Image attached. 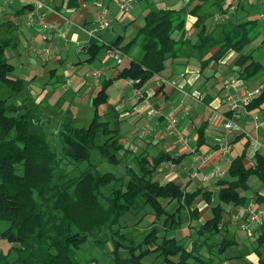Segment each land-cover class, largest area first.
<instances>
[{
    "label": "trees",
    "instance_id": "16d2710c",
    "mask_svg": "<svg viewBox=\"0 0 264 264\" xmlns=\"http://www.w3.org/2000/svg\"><path fill=\"white\" fill-rule=\"evenodd\" d=\"M226 2L187 0L179 9L146 11L143 25L129 42L109 46L110 52L117 50L120 55L135 46L140 49V57L130 60L117 77L131 80L139 89L161 73L168 59L195 58L203 67L230 52L238 56L234 66L239 79L264 74V67L255 59V53L264 46V42L254 46L261 34L259 18L237 15L226 22L209 24L216 12L224 11ZM243 8L241 4L239 10ZM188 16L196 19L191 31L194 42L185 30ZM176 33H180L177 39ZM14 45V30L0 24V238L14 244L7 253L0 252V264H98L95 258L85 263L75 258L89 239L100 248L108 241L112 243L113 264H143V257L152 253L168 264L227 261L226 253L236 240L225 234L229 223L225 226L223 207L245 206L250 177L264 184V153L255 154L249 168L244 165V154L233 159L228 179L217 184L213 204L207 192H188L173 181L161 184L153 180L160 158L152 162L147 157L129 158L119 132L109 122L101 121L97 112L86 127H76L69 119L59 121L51 143L47 127L56 115L47 114L39 103L21 95L25 83L14 75L5 54ZM102 48L92 42L87 51L89 61L97 58ZM109 84L105 82L93 100L95 110L106 102ZM262 104L264 88L248 109ZM105 163L123 167V175L118 176L117 170L102 171ZM199 195L211 205V215L195 228L197 238L180 241L170 236L185 218L198 219L193 204ZM256 203L264 205V196H257ZM148 216L152 217L151 229L142 241L131 240L121 232L124 217L135 219L138 225ZM3 224L6 227L1 229ZM237 224L240 228V222ZM251 230L258 259L247 264H264V227Z\"/></svg>",
    "mask_w": 264,
    "mask_h": 264
},
{
    "label": "crops",
    "instance_id": "0c3cea01",
    "mask_svg": "<svg viewBox=\"0 0 264 264\" xmlns=\"http://www.w3.org/2000/svg\"><path fill=\"white\" fill-rule=\"evenodd\" d=\"M186 1L135 0L127 12L119 13V0H0V24L5 23L9 29L14 30L15 45L9 49H12L22 62L42 67L50 77H57L56 68L62 66L72 70L71 76L67 71L61 75L65 79V87L78 95L80 103L87 107L88 112L92 113L94 110L101 121L109 122L113 129L119 132L120 143L128 152L129 158L147 157L149 162L160 158V164L153 172L152 179L161 184L173 181L188 192H207L214 204L219 190L217 184L228 179L227 170L233 159L244 154V165L249 168L254 164L255 154L264 153V104L251 110L259 118V126L255 128L248 116L234 114L225 102L228 94L239 99L247 89H263L264 74L249 80L239 79L234 66L238 56L230 52L220 61H209L203 67L195 58L168 59L161 73L153 76L141 88H135L134 83L126 79H123L121 88L118 86L121 79L117 77L120 69L113 63L98 62V58L102 56L113 58L115 52H110V45L116 43L122 46L134 37L143 25L146 11L159 8L179 9ZM103 10L108 12L112 21L111 27L98 32L95 37H90L87 31L96 25ZM28 14H35V17H40L43 22L57 26L56 30L49 32L50 39L47 42L44 43L41 39L45 32L38 21L27 25ZM247 14L258 18V7L252 3L244 4V8L235 16ZM195 20V17L188 16L185 24L186 33L192 42L195 41V36L191 35ZM212 24L214 25L213 22ZM261 27L264 29V26ZM179 35L180 33H176L175 38ZM94 41L103 45V48L97 58L89 61L87 51ZM262 42L264 37L260 44ZM52 44L55 48L45 61L38 60L30 52V49H41ZM215 51L216 48L210 54ZM139 57L140 49L135 46L128 54L121 55L120 64L123 63L124 67L130 60ZM256 61L264 67L259 60ZM85 66H92L91 74L89 76L86 73L80 78L75 72ZM97 70L100 75L96 78L93 74ZM35 78L33 83H36ZM230 79L234 80V83L226 87L225 84ZM105 82H110L106 89L107 100L98 108H102L101 111H97L93 108V100ZM85 88L91 89L92 92L81 97L80 94ZM168 116L177 119L174 131L168 128ZM229 120L235 127L226 130L224 124ZM178 134L188 139L187 146L182 145ZM251 138L256 141H251ZM130 162L132 166L135 165L132 159ZM124 171L123 168V173ZM218 172L224 175L219 177ZM248 185L249 190L244 193L247 196L245 206L223 207L225 226L229 223L225 234L236 240V245L229 248L226 257L231 254L232 258L244 257L248 262L257 263L258 257L253 245L254 234L249 233L251 230L248 234L240 230L237 223H241V219L232 218L236 213L243 214L242 209L245 207H264L256 203L257 196H264V184L252 176ZM196 199L198 201L193 206L198 210V219L192 221L185 218L182 226L171 232L170 236L177 239L176 234L180 231L183 234L181 240L178 239L180 241H192L197 238L195 228L210 217L211 205L206 203L201 195ZM149 218L152 221L151 216L143 221H148ZM263 227L264 222L253 229ZM261 252L264 258V249ZM234 261L236 260H225L222 264Z\"/></svg>",
    "mask_w": 264,
    "mask_h": 264
},
{
    "label": "rangeland",
    "instance_id": "374dc122",
    "mask_svg": "<svg viewBox=\"0 0 264 264\" xmlns=\"http://www.w3.org/2000/svg\"><path fill=\"white\" fill-rule=\"evenodd\" d=\"M209 24H212V21H210ZM260 31H261V37L257 41H255L254 46H260L259 45L260 41L262 37H264V29L262 27H260ZM5 54L9 62L14 67V75L22 79L25 83L26 87L21 95H26L30 98V99L28 98L29 100H34L37 103H39L41 110L46 112L47 114L50 113L52 115H56L53 124L48 125L47 127L49 130V133L47 134V138L51 143H54V138L56 133L55 130H57L58 127L57 123H59V121H62L64 123L69 119L74 126L81 128V127H85L92 120V118L94 117V110L92 113L88 112L87 107L83 106V104L80 103V99L78 95L75 94V92L72 89H67L65 87V79L62 78L61 75L65 71H67L69 76H71L73 74L72 70L69 71L66 66H62L56 68L57 77H53V76L50 77V74L48 72L45 73L42 67L40 66L34 67L31 65H27V63L24 61L22 62V60L18 58V56L15 54V52L12 49H7ZM255 59L259 60L262 64H264V47H261L255 53ZM104 61L105 64L113 63L118 69L123 68V63L117 65L115 63L114 58L112 57L107 56L104 58L102 56L98 58L99 63ZM96 65L99 66L98 63ZM91 67L92 66H85L79 72H75V73L78 74L80 78H82L83 75H86V73L87 75L90 76L91 74L90 70L92 69ZM34 78L36 79V83L32 82ZM230 80L226 82L225 84L226 87H229L231 85ZM118 86L121 88L123 87V79L119 80ZM90 90L88 88H85L84 91L80 94V96L82 97L83 94L85 93L91 94L92 91ZM99 107L100 106L97 107V111H101L102 108L98 110ZM93 108H95L94 105ZM104 167L105 169L102 168L101 169L102 171L106 169L110 171L117 170L116 173L118 176L123 175V167H116L108 163H105ZM197 201L198 199H195L194 204ZM161 221L159 224H161ZM135 222L136 220L133 218L124 217L123 221L121 222V226H122L121 232L125 234L127 238L131 240H135L136 242H140L142 241L144 234L149 232V230L151 229L150 226L151 218H149L148 221L147 220L141 221L138 225H135ZM5 227L6 226L3 224L1 226V229H4ZM249 233H252V230ZM176 235H177V239H180L183 236V234L180 231ZM101 239L103 240L104 238L101 237ZM127 243L128 242H126L125 245H128ZM13 245H14L13 243L0 238V252L7 253L12 248ZM111 245L112 243L108 241L104 244L103 248H100L94 244L93 240L89 239L81 246L75 258L82 263H85L95 258L98 261V264H113L110 253L112 247ZM125 256L126 255L123 253V257ZM227 256L230 258L227 261L236 260L228 264L248 263V261L244 257L232 258L231 254H227ZM12 259H14V256L12 257ZM163 260L164 258L162 256H159L157 253H152L148 256H144L142 259V263L168 264V263H164Z\"/></svg>",
    "mask_w": 264,
    "mask_h": 264
},
{
    "label": "built area",
    "instance_id": "2783aa9c",
    "mask_svg": "<svg viewBox=\"0 0 264 264\" xmlns=\"http://www.w3.org/2000/svg\"><path fill=\"white\" fill-rule=\"evenodd\" d=\"M135 0H119L118 4V11L119 13L127 12L129 9V6L134 2ZM246 3H252L258 7V18L261 21V24L264 26V0H228L227 5L222 12H216L213 15L212 21L214 23H222L230 20L232 17L235 16V14L239 11V7L241 4ZM36 21H38V24L42 28V30L45 32L41 39L45 43L47 42L49 37V32H52L57 29V26L54 24H48L43 22L40 17L36 18L35 14H28L27 15V25H33ZM111 19L108 17V12L106 10H103L98 18V21L96 25L87 31V34L90 37H95L96 34L100 31L109 29L111 27ZM55 48V45L52 44L51 46H43L41 49H30L31 54L36 57L38 60L45 61L49 58L52 49ZM113 58L116 62V64H120L122 62L121 55L118 51H115L113 54ZM100 75L99 70L95 71L93 76L98 77ZM230 83H234V80H230ZM261 88H255V89H247L244 91V94L241 96V98L237 99L234 96L227 95L225 98V102L228 103L230 106L231 112L234 114H241L248 116L251 119L252 125L257 128L259 126V118L257 114L251 110L248 109L249 104L258 96L261 92ZM138 93V90H137ZM156 114V112H154ZM166 122L168 125V128L171 131L175 130V127L177 125V119L173 116H168L166 118ZM233 127H235V124L232 121H227L224 124V128L226 130H230ZM179 141L182 143L183 146H187L188 139L178 134ZM251 141H256V139L251 138ZM224 174L222 172H218L217 176L222 177ZM242 213H236L234 216H232L235 220H240V230L249 232L254 226L264 222V207L260 208H254L253 206L245 207L242 209ZM240 210V212L242 211ZM241 215L243 216L241 218Z\"/></svg>",
    "mask_w": 264,
    "mask_h": 264
}]
</instances>
